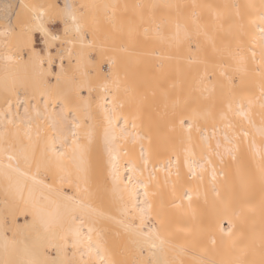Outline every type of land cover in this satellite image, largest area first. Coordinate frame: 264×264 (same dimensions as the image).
Listing matches in <instances>:
<instances>
[{
  "label": "bare ground",
  "instance_id": "bare-ground-1",
  "mask_svg": "<svg viewBox=\"0 0 264 264\" xmlns=\"http://www.w3.org/2000/svg\"><path fill=\"white\" fill-rule=\"evenodd\" d=\"M97 1L74 0L82 6L80 19L84 29L91 32L80 57V45L73 40L57 41L65 53L61 55L56 44L49 48L39 31L36 32L43 38L44 51L36 46V32H33L32 46L22 48L16 57L15 46L21 41L10 40L3 33L5 28L18 31L24 16L37 15L25 10L24 4L55 3L63 8L73 0H0V133L8 137L16 149L27 147L30 161L33 156L36 160L54 161L53 149L61 151L60 145L65 140L68 142L65 149L71 148L75 139L77 145L86 148L84 160L88 181L87 184L81 182L80 187L85 186L82 188L89 191L90 187H106L112 190L111 197L114 183L127 178L130 163L134 164L139 174L133 183H138L140 193L147 194L152 213L150 222L155 225L158 238L142 241L144 252L139 257L129 246L133 237L120 223L118 202L114 197L117 205L109 210L110 213L90 210L92 191L84 193L88 202L77 194L78 188L70 196L63 191V187L77 185L74 169L61 183L58 177L65 174L60 173L54 163L43 175L37 176L34 164L21 159L19 173H12L9 179L0 175V187L12 199L16 197L13 200L21 199L31 217H24L21 224L15 219L7 227L0 216V250L3 252L6 244L8 248L27 246L40 264L46 260L50 264H60L65 252L69 256L75 252L77 259L83 256L88 264H102L97 259L95 244L92 249L85 247L96 235L93 233L92 239H88L87 223L81 226L83 236L79 249L71 246L73 236H65L58 228L45 231L42 227L52 219L49 214L64 212L66 198L71 197L77 204L88 205L84 213H77L76 224H80L81 217L87 219L86 213L91 212L96 227L103 230L111 249L109 254L116 264H127L130 256L136 259L135 264L138 260L150 264L147 260L153 259L149 254L153 242L157 244L152 249L155 264H264V134H261L264 129V50L257 37L260 18L264 15V0H131L128 5L127 0H119L120 3L103 0L104 10L117 16L122 14L121 18L129 13L132 21L127 24L129 32L119 23L121 20L118 21L121 25L119 35L124 37L127 31L131 41L128 45L123 43L122 47L120 44V59L111 60L114 65L109 71L91 58L94 51L100 54L109 49L104 47L105 31L103 37L97 23ZM13 3L20 5L13 9ZM45 11L41 8L39 14L43 16ZM60 20L64 34L65 22ZM47 28L57 37L63 36L52 32L49 24ZM149 31L154 34L155 43L150 42L156 48L154 51L151 48L150 53H156L158 61L155 57L156 64H151V70L156 73L150 75L155 77L154 83L153 77L143 76L152 82L148 86L149 82L142 83L144 71L138 66L132 69L131 78H127L130 72L128 70L127 75L125 62L126 57L127 61L131 60L127 53H139L143 45L148 44L152 36L145 40V34ZM88 41L91 47L87 46ZM127 48L133 49L128 51ZM33 52L45 58L51 56L52 61H38ZM9 56L12 60L7 59ZM7 65L13 66L9 69ZM147 70L144 74L148 75L151 71L147 73ZM104 83L118 86L113 87V91L120 99L124 115L114 122L117 125L115 133L109 129L107 135L103 106L111 107L113 97L104 91ZM80 85L84 87L76 91ZM146 92L151 95L161 92L166 98L168 94L169 108L161 106L162 112L154 111L158 112L156 116L166 114L172 120L169 119L170 124L166 122L170 125L166 133L157 132V128L150 130L154 120L150 121L149 128L145 127L141 105L146 102L142 101L146 99ZM166 102L164 100L163 106ZM241 110L244 116L239 114ZM3 112L8 114L6 118ZM86 117L90 122L87 125L84 123ZM149 118L152 119L151 115ZM126 123L129 132L140 136L142 141L140 144L120 142V148L115 137ZM97 130L100 132L97 143L100 141V144L90 152ZM226 136L235 146V160L227 154L222 159L216 155L218 144L221 152L230 147ZM205 161L211 163L204 165ZM0 162L7 165V157H0ZM213 168L216 169L215 181L211 179ZM33 177L40 183H34ZM11 198L1 200L0 215ZM140 199L143 201V196ZM110 221L124 232L119 234L122 246L116 252L110 242L111 234L105 233ZM8 229L13 237L7 233ZM40 251L46 254L39 255ZM88 251L94 253L91 258Z\"/></svg>",
  "mask_w": 264,
  "mask_h": 264
},
{
  "label": "snow or ice",
  "instance_id": "snow-or-ice-1",
  "mask_svg": "<svg viewBox=\"0 0 264 264\" xmlns=\"http://www.w3.org/2000/svg\"><path fill=\"white\" fill-rule=\"evenodd\" d=\"M25 10L29 12H36V16H27L23 17L21 24L19 25L18 31L14 28H5L3 35H6L10 38L16 39L17 41H21V43L15 46V55L19 56V53L24 47L32 46V33L39 31L42 33L46 39V42L49 48L55 46L58 40L67 39L73 40L75 44L80 45L79 49V57L83 52V46L85 45L88 37V32L84 29L83 23L81 22V5H77L74 0L71 5L66 4L65 7L61 8L55 3L49 4H37L34 2H29L23 5ZM43 8L45 9V14L41 16L39 14V10ZM54 19H63L65 22V31L63 36L57 37L55 34L51 33L47 25ZM37 20L40 22L37 23ZM258 42L261 45L262 50H264V15L260 18L259 32L257 33ZM7 46V45H6ZM88 47H91V42L88 41ZM255 54V53H253ZM33 56L36 57L38 61H42L47 59L49 62L52 61V57H41L38 53L33 52ZM8 60H12V56L7 57ZM18 61L16 60L14 64ZM10 69L13 65H7ZM11 75V73H9ZM80 87H84V85H80L77 87L76 91H79ZM103 89L107 93H111L112 106H103L104 118L106 121V135L109 129L115 133L117 125L114 123L117 118H124L121 103L119 97L116 95V92L113 91V87H118L115 85H111L110 83H104L102 85ZM101 107V106H99ZM241 116H244L245 113L241 110L239 112ZM4 117H7V113L3 112ZM261 134H264V129L261 130ZM226 140L230 147H225L224 151H220V145H217L216 155L223 158L225 154L232 157L233 160L236 159L235 156V146L233 142L226 136ZM142 141L141 137L136 135L134 132H129V125L126 123L123 130L119 132V135L115 137V143L122 145L120 142L124 143H132V144H140ZM67 140H65L61 145V151L56 152L53 149V158L54 161H49L47 159L36 160L33 156L31 161L28 156V148L21 147L20 149H16L15 146L11 143V141L6 137L3 133H0V157L6 156L8 160V164L4 165L0 162V175H3L5 179H9L12 173L20 172V162L23 159L24 163L34 164L36 169V175H43L49 167H51L54 163L55 168L65 175H61L58 178L61 180V183H64L66 180V175L70 174L74 169L75 174L78 177V183L75 185L76 187H80V183L87 184L88 181V168L85 164V153L86 148L82 145H77V141L75 139L72 140V147L65 149V145L67 144ZM15 163V166H14ZM211 163L210 161H205V164ZM130 167L128 168L129 175L127 178L119 179L118 182L114 183L113 187V197L118 202V211L120 214V223L124 225V230L129 234L133 239L130 240L129 246L136 250L139 257L143 256L144 245L142 241L147 239H153L155 236L158 238V234L155 232V225L150 221L152 219V213L150 211V202L147 199V194L140 193L138 191L139 185L138 183H133L135 178L137 177L138 170L134 164L130 163ZM203 170V167L200 168ZM23 174V173H21ZM212 181L216 180V169H212ZM34 183H40V181H36L35 177H33ZM84 190V189H81ZM143 196V201H141L140 197ZM68 203L65 206L64 212L62 214H49L52 216V219L48 222H45L42 227L45 231H49L53 228H58L65 236L71 235L75 239L72 243V248L79 249L82 243L81 237L83 236L81 232V226L87 223L88 225V239H92V234L95 233V240L92 243H88L85 245L86 248L92 249L93 243L95 244V252L97 254V259L102 261V264H116V262L110 256V248L103 234V230L99 229L95 225V221L92 219L93 214L91 212L86 213L87 219L81 217L80 224H76V215L77 213H84L85 209L88 207L86 204H77L74 198L68 197L66 198ZM98 215V214H97ZM139 220V224L135 223V220ZM231 221H229V224ZM66 225H69L67 228ZM148 229L146 232L145 229ZM231 229L229 228V233ZM160 243H163L160 240ZM157 244L155 242L151 243L149 246V254L152 256V261L150 264H155L154 253L152 252L153 248H156ZM4 256L7 257L9 255V248L6 244L3 249ZM16 254L19 258L12 259H0V264H40L38 260H36L27 246L22 249L16 250ZM92 251H88L87 255L91 258L93 256ZM60 264H88V261H85L83 256L80 259L76 258V253L74 252L71 256L65 252L64 259L60 261ZM137 264H142V261H137Z\"/></svg>",
  "mask_w": 264,
  "mask_h": 264
},
{
  "label": "rangeland",
  "instance_id": "rangeland-1",
  "mask_svg": "<svg viewBox=\"0 0 264 264\" xmlns=\"http://www.w3.org/2000/svg\"><path fill=\"white\" fill-rule=\"evenodd\" d=\"M118 1V3H120V1L119 0H117ZM129 1L131 2V0H127L126 1V4L128 5V3H129ZM132 1H134V0H132ZM104 1L103 0H98L95 4H96V6L98 7V17H99V19H98V24H100L99 25V27H100V31H101V33H102V35L104 34L103 33V31H105V37H104V35H103V37H104V39H103V42L106 44V45H109V46H106L105 44H104V47H108L111 51L110 52H108V50H106V51H102L100 54H96V52L94 51L93 53H92V61H94V62H96V63H98L99 65H101V67L103 68V70H108L109 71V68H110V66H112L113 67V63L111 62V60H116V61H118L119 59H120V57L119 56H121V50H119V49H121L120 48V44H121V47H122V44L123 45H128L129 44V42L131 41V37H130V39H129V34H126V33H128L129 32V26H127V24H129V22H132L129 18L130 17H128V16H130V14L129 13H124L125 15H124V17L123 18H121L122 16V14H118V16L116 15V14H111V13H109L107 10H104L105 8H103L104 6ZM16 5V6H15ZM19 3L17 4V3H13V5H12V8L14 9V8H17V7H19ZM107 11V12H106ZM119 13H121V12H119ZM128 14V15H127ZM113 16H115V17H113ZM112 17V18H111ZM111 18V19H110ZM113 18H114V20H113ZM121 18V19H120ZM126 18V19H125ZM112 20V21H111ZM119 20H121V21H119ZM128 20V21H127ZM118 21H119V23L121 24V23H123L124 24V26H125V28H126V30L128 31H126V33H124L123 34V36L124 37H121L119 34H120V24L118 23ZM126 21V22H125ZM101 22V23H100ZM128 22V23H127ZM103 23V24H102ZM126 23V24H125ZM105 24V25H104ZM114 24H115V27H114ZM131 24V23H130ZM49 27L51 28V30H52V32H55V33H59V34H63V25H62V22H61V20L60 19H54V20H52L50 23H49ZM105 27V28H104ZM107 27V28H106ZM102 28V29H101ZM119 28V29H118ZM128 28V29H127ZM103 29H105V30H103ZM88 32V36H91V32L88 30L87 31ZM114 32V33H113ZM118 32V33H117ZM112 33H113V35H112ZM117 33V34H116ZM152 33V32H151ZM106 34H108L107 36H106ZM149 34V35H148ZM148 34L146 33L145 35H147V36H145L146 37V39L145 40H148V38L147 37H149L150 38V36H152L150 39L151 40H148L147 42H148V44H149V46H148V44L147 43H145V46L143 45V48L142 49H140L141 51H139V53H136L135 51H133V52H129V53H127V55H128V58L129 59H131V60H129V61H131L130 62V66H129V61H127V57H126V62H125V65H126V67L125 68H127L126 69V71H127V75L129 74V72H130V74L127 76V78L129 79V78H131L130 77V75H131V71H132V69L133 68H136L137 66V68H139L140 70H142V68H143V70L142 71H144V73H146V71L145 70H150L151 71V73H148L149 71L147 70V73H148V75L147 74H144L142 71V77L143 76H147V78L149 77V78H151V77H153V76H151L150 77V75H153L154 74V76L156 75V73H154L155 71L154 70H151L152 69V67H153V65L151 66V64H156V62H154V60H155V57H156V60L158 61V59H157V56H156V53L154 54V52L153 53H150V52H152V50H150L151 48L153 49V51L156 49V48H153L154 46H155V44L153 45V43H151L150 41H153L154 43H155V40H153V35L152 34H150V31L148 32ZM114 35H115V37H114ZM128 37H127V36ZM120 36V37H119ZM106 37L108 38L109 37V39H106ZM114 37V38H113ZM35 39H36V46L37 47H39L42 51H44V48H45V44L43 43V38H42V36H41V34L39 33V32H36L35 33ZM114 41H113V40ZM130 40V41H129ZM116 44H115V43ZM146 42V41H145ZM60 43L59 42H57L56 43V46H58L59 47V50H58V53L59 54H61V55H64L65 53H64V51H63V47L62 46H60L59 45ZM118 44V45H117ZM147 44V45H146ZM114 45H115V47L118 49V50H116L115 49V47H114ZM119 47H117V46ZM111 46H113V47H111ZM103 47V48H104ZM131 47H133L132 45H129V48H131ZM146 47V48H145ZM112 48H114L116 51H114V49H112ZM90 49V48H89ZM128 49V48H127ZM133 49V48H132ZM132 49H128V51L129 50H132ZM148 49V50H147ZM104 50V49H103ZM143 50H145V51H147L146 52V54L144 53H141V52H143ZM127 51V50H126ZM127 51V52H128ZM104 52H107L106 54L104 53ZM116 52V53H115ZM148 52H149V54H148ZM136 53V54H135ZM116 56H114V55ZM151 54H154V55H151ZM142 55V56H141ZM151 55V56H150ZM133 56V57H132ZM150 57V59H149V57ZM95 57V58H94ZM114 57V58H113ZM131 57V58H130ZM134 57L136 58V59H134ZM141 57H143V58H141ZM146 57V58H145ZM148 57V58H147ZM153 59H152V58ZM133 58V59H132ZM110 59V60H109ZM144 59H146L145 61H144ZM136 60V61H135ZM143 60V61H142ZM134 61V62H133ZM137 61H139V62H143V63H140V64H142V65H140V64H138V65H136L138 62ZM111 62V63H110ZM128 62V63H127ZM144 62H145V64L146 65H148V66H145V64H144ZM147 62L149 63V64H147ZM127 63V64H126ZM131 63H136L135 64V66L133 65V64H131ZM158 63V62H157ZM112 64V65H111ZM154 64V65H155ZM133 66V67H132ZM144 66V67H143ZM111 67V68H112ZM55 69H57V67H54ZM145 68H147V69H145ZM128 70H129V72H128ZM133 72V71H132ZM144 74V75H143ZM170 75V74H169ZM157 77V76H156ZM166 77H169L168 75L166 76ZM146 78V79H147ZM148 78V79H149ZM155 77H153L152 78V82L154 83V81L153 80H155L154 79ZM143 79H144V81L142 82V83H145V85H146V82L148 83L147 85L149 86L150 85V83H152L150 80L149 81H147L144 77H143ZM142 78H141V80H143ZM177 79H178V77H177ZM169 80H170V78H169ZM169 80H167V81H169ZM178 83V82H177ZM176 83V84H177ZM140 84H141V82H140ZM177 88V87H176ZM21 90L22 91H24V89L23 88H21ZM146 91V90H145ZM177 91V90H176ZM148 92V91H147ZM146 92V93H147ZM175 92V91H174ZM145 93V94H146ZM176 93V92H175ZM152 94V93H151ZM150 93H147L146 95H145V100L143 99L142 101H146L145 102V104L142 102V105H141V109H142V111H143V113H144V115H145V119H144V124H145V127L146 128H149V126H150V124H151V122L150 121H152V120H154L152 123V126H150L151 128H150V130H156V128H157V132H159V133H166L167 131H168V129L170 128V125L168 126V124L167 123H171V119L168 117V115H166L165 114V116H163V117H161L162 116V114L160 115V114H158L157 116H156V114L158 113H154V111H160V107L162 106V107H167V106H170V99H169V101H168V94H167V98L166 97H163L162 96V93L161 92H157V94L160 96H157V94L155 93H153L154 95H151ZM148 95H150V96H148ZM155 95H156V97H155ZM151 96H152V99H151ZM155 97V100H154V97ZM158 97V98H157ZM176 97V96H175ZM143 98H144V96H143ZM147 99L149 100V102L147 101ZM159 101H157V100ZM162 99V100H161ZM165 100V102L167 103H165L166 105L165 106H163V102H164V100ZM178 100V97L176 98V100L175 101H177ZM153 101H157V106H156V104H155V102L153 103ZM161 102V104H159ZM147 103V104H146ZM153 104L152 106H150V104ZM144 104V105H143ZM178 104V103H177ZM155 105V106H154ZM158 105H159V107H158ZM154 107H155V110H154ZM177 107V106H176ZM153 108V109H152ZM167 108H169V107H167ZM153 110V111H152ZM167 111V110H166ZM160 112H162V110L160 111ZM148 114H149V116H148ZM150 115H151V117H152V119L151 118H149L150 117ZM147 117H148V119H147ZM154 117H157V118H154ZM165 117L167 118V119H165ZM175 117H177V116H175ZM159 118V119H158ZM161 118H163V119H161ZM171 121H170V120ZM164 120V121H163ZM145 121H148V122H145ZM160 121V122H159ZM162 121V122H161ZM170 121V122H169ZM167 122V123H166ZM175 122H176V120H175ZM84 123L87 125L88 123H90L89 122V119L86 117L85 119H84ZM149 123V124H148ZM166 123V125H164ZM156 126H158V127H156ZM166 126V127H165ZM168 126V127H167ZM144 127V126H143ZM154 129H153V128ZM161 128H164L163 130L161 129ZM167 128V129H166ZM98 130H99V128H98ZM98 130L95 132V135L93 136L94 137V139H95V144L93 143L92 145V148L89 150L90 152L91 151H95V150H93V148H97V146H99V144H100V141H99V143H97V138H100V137H98V136H100L99 134H100V132H98ZM165 130H167V131H165ZM160 131H162V132H160ZM96 146V147H95ZM73 186V185H72ZM72 186H69L68 185V187H63L62 189H63V191H64V193L67 195H74L76 192H77V188H78V193L77 194H79V196H81L82 195V198L84 199V200H87V199H85V197H86V194L84 195V193H85V191H89V189L87 188V189H85V188H82V187H85V186H82L81 185V187H72ZM74 188H75V190L76 191H74ZM91 188V190L90 191H92L93 192V194H90L89 196H93V198H92V200L89 198V200H91V204L89 205V208H90V210L91 209H95L94 211H97L98 212V210H100V211H102V212H106V214H108V211L109 210H114L115 209V207H116V205H117V202L116 201H114L113 200V196L111 197V195H112V190L111 189H109V191L108 190H106V187L104 188V187H102V189H101V187H90ZM108 188V187H107ZM62 189H60V190H62ZM81 189H84V190H81ZM104 190V191H103ZM67 193H66V192ZM87 191V192H88ZM89 191V193H91ZM6 192L7 191H5V189L3 188V187H0V202H1V200L2 199H7V200H9L11 197L9 196V194H8V192H7V198H6ZM72 192H75L74 194L72 193ZM81 194V195H80ZM88 194V193H87ZM85 196V197H84ZM16 197H14L13 199H15ZM12 199V198H11ZM10 200L9 202V204H8V206L6 205V206H4L2 209V214L0 215L3 219H4V221H5V223L7 224V227H10L11 225H12V223H13V220H15V219H17V220H20V224L22 223V221H23V218L24 217H26V218H28V219H30V217H31V215H30V213H29V211H27V210H25L24 208H23V203L21 202V199H19V200ZM82 199V200H83ZM81 200V201H82ZM11 202H12V204H11ZM87 202H88V200H87ZM90 202V201H89ZM81 204V203H80ZM207 208V207H206ZM103 210H105V211H103ZM93 211V210H92ZM99 211V212H100ZM111 211H109V213H110ZM113 212V211H112ZM135 223L136 224H139L138 223V221H137V219L135 220ZM106 224H107V222H106ZM110 226H108V228L106 229V234L107 235H109V234H111L110 236H112V238L110 239V242H111V244L113 245L112 246V249L116 252L117 251V249H120L121 248V243L119 242V234H121V233H124L123 231L121 232V230H120V227L118 226V225H114V223L113 224H111V221H110ZM108 225V224H107ZM113 225V226H112ZM112 226V227H111ZM118 228V229H117ZM7 233H9L10 235L12 234V232H11V229H8V231H7ZM206 233H209V232H206ZM12 236V235H11ZM121 236V235H120ZM13 237V236H12ZM121 241V240H120ZM18 248V247H17ZM17 248L16 247H9V255L7 256V257H5L4 256V253L0 250V259H12V260H15V259H17V254H16V250H17ZM19 249V248H18ZM37 251V250H36ZM35 252V251H34ZM41 252L42 251H40L39 253V255H45L46 254V252H43L42 254H41ZM36 253V252H35ZM38 253V252H37ZM37 253H36V255H37ZM129 257H127V260H128V262H127V264H135V260L136 259H134V258H132L131 256H130V258L128 259ZM134 262V263H133ZM150 261L149 260H147V263H149ZM44 264H50V261L49 260H46L45 262H44Z\"/></svg>",
  "mask_w": 264,
  "mask_h": 264
}]
</instances>
